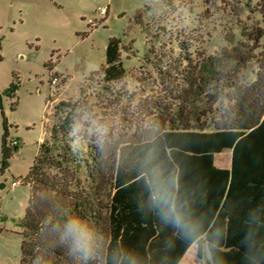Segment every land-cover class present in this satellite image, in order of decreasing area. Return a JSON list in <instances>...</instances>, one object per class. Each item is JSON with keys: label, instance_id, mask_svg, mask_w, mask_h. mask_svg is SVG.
Here are the masks:
<instances>
[{"label": "trees", "instance_id": "16d2710c", "mask_svg": "<svg viewBox=\"0 0 264 264\" xmlns=\"http://www.w3.org/2000/svg\"><path fill=\"white\" fill-rule=\"evenodd\" d=\"M242 38L196 61L180 44L146 58L161 97L141 101L117 138L78 131L85 102L56 107L20 180L30 192L18 264H179L192 245L209 264H264V30ZM122 48L108 40L92 73L102 84L127 78ZM223 152L228 169L214 165Z\"/></svg>", "mask_w": 264, "mask_h": 264}, {"label": "rangeland", "instance_id": "374dc122", "mask_svg": "<svg viewBox=\"0 0 264 264\" xmlns=\"http://www.w3.org/2000/svg\"><path fill=\"white\" fill-rule=\"evenodd\" d=\"M255 29L264 30V0H0V264H18V224L30 192L10 185L28 174L60 103L85 102L88 114L76 125L85 137L117 138L130 132L141 101L161 97L146 62L151 54L169 56L170 49L176 56L180 44L196 61ZM110 39L122 41L127 78L107 86L92 73L104 64ZM48 69L66 82L51 88ZM229 164V152L215 156V167ZM207 261L205 253L200 263Z\"/></svg>", "mask_w": 264, "mask_h": 264}, {"label": "crops", "instance_id": "0c3cea01", "mask_svg": "<svg viewBox=\"0 0 264 264\" xmlns=\"http://www.w3.org/2000/svg\"><path fill=\"white\" fill-rule=\"evenodd\" d=\"M102 11H104V10H102ZM101 16H102V12H101ZM217 156H219V155H217ZM229 163H230V153H229ZM205 253L207 254L204 247H202L201 252H200V257H197V247L195 245H192L187 250V252L183 256V258L181 259L179 264H201L200 262L203 261L205 258ZM205 264H209V263L205 262Z\"/></svg>", "mask_w": 264, "mask_h": 264}, {"label": "built area", "instance_id": "2783aa9c", "mask_svg": "<svg viewBox=\"0 0 264 264\" xmlns=\"http://www.w3.org/2000/svg\"><path fill=\"white\" fill-rule=\"evenodd\" d=\"M102 14L103 15H105L106 14V12L105 11H102ZM89 25H90V22H89ZM49 78H50V80H49V86L51 87V88H56V87H58L59 86V84H60V79L58 78V77H56V76H54V75H51V73H49ZM15 145V142H12V143H10V148L12 147V146H14ZM19 186H21V181H13L12 183H11V185H10V188H17V187H19Z\"/></svg>", "mask_w": 264, "mask_h": 264}]
</instances>
